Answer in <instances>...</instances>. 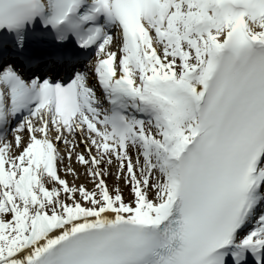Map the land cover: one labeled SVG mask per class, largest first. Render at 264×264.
<instances>
[{
  "label": "snow or ice",
  "instance_id": "6c2138e0",
  "mask_svg": "<svg viewBox=\"0 0 264 264\" xmlns=\"http://www.w3.org/2000/svg\"><path fill=\"white\" fill-rule=\"evenodd\" d=\"M0 264H264V0H0Z\"/></svg>",
  "mask_w": 264,
  "mask_h": 264
}]
</instances>
